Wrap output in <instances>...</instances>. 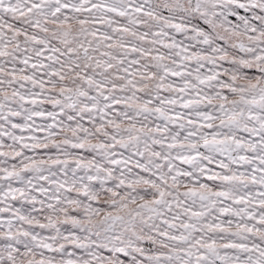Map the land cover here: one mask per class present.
Wrapping results in <instances>:
<instances>
[{
    "label": "snow or ice",
    "instance_id": "1",
    "mask_svg": "<svg viewBox=\"0 0 264 264\" xmlns=\"http://www.w3.org/2000/svg\"><path fill=\"white\" fill-rule=\"evenodd\" d=\"M0 264H264V0H0Z\"/></svg>",
    "mask_w": 264,
    "mask_h": 264
}]
</instances>
